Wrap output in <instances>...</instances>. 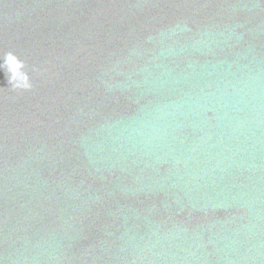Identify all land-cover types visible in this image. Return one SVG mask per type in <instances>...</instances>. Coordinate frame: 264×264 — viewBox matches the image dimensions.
I'll return each instance as SVG.
<instances>
[{
    "label": "water",
    "instance_id": "95a60500",
    "mask_svg": "<svg viewBox=\"0 0 264 264\" xmlns=\"http://www.w3.org/2000/svg\"><path fill=\"white\" fill-rule=\"evenodd\" d=\"M0 264H264V0H0Z\"/></svg>",
    "mask_w": 264,
    "mask_h": 264
}]
</instances>
